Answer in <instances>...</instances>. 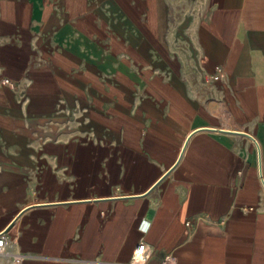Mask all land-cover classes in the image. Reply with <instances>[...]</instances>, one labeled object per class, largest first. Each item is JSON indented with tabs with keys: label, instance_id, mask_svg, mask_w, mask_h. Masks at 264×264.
Masks as SVG:
<instances>
[{
	"label": "crops",
	"instance_id": "obj_1",
	"mask_svg": "<svg viewBox=\"0 0 264 264\" xmlns=\"http://www.w3.org/2000/svg\"><path fill=\"white\" fill-rule=\"evenodd\" d=\"M0 232V264H264V0H0Z\"/></svg>",
	"mask_w": 264,
	"mask_h": 264
},
{
	"label": "built area",
	"instance_id": "obj_2",
	"mask_svg": "<svg viewBox=\"0 0 264 264\" xmlns=\"http://www.w3.org/2000/svg\"><path fill=\"white\" fill-rule=\"evenodd\" d=\"M3 83L12 85V82L7 78L3 79ZM4 246H5V236L3 235V233L0 232V254L3 253ZM147 257H148L147 246L144 241H140L132 252L130 264H146ZM23 258H24L23 254H13L12 257L13 264H20ZM157 264H177V263H176V258L173 254L166 253L157 262Z\"/></svg>",
	"mask_w": 264,
	"mask_h": 264
}]
</instances>
